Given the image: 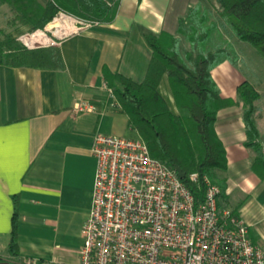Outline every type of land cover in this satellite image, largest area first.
Wrapping results in <instances>:
<instances>
[{"label": "crops", "instance_id": "1", "mask_svg": "<svg viewBox=\"0 0 264 264\" xmlns=\"http://www.w3.org/2000/svg\"><path fill=\"white\" fill-rule=\"evenodd\" d=\"M215 3L219 5L216 0H121L114 21L60 42L65 69L0 64L3 261L17 264L25 256L62 264L80 261L97 171L92 152L95 135L138 138L132 135L129 116L107 86L104 69L142 81L153 55L144 34L166 31L178 35L180 20L191 9L211 12ZM13 17L9 4L0 0V28L9 32L27 29L11 25ZM212 75L222 97L233 100L220 109L215 125L228 158L227 170L215 172L216 178L226 179L221 207L233 210L241 205L239 216L248 225L252 240L264 248V167L254 166L258 152L246 145L243 104L238 99L243 81L256 86L264 143V63L253 62L245 69L229 59L217 65ZM16 200L15 251L11 242Z\"/></svg>", "mask_w": 264, "mask_h": 264}, {"label": "trees", "instance_id": "2", "mask_svg": "<svg viewBox=\"0 0 264 264\" xmlns=\"http://www.w3.org/2000/svg\"><path fill=\"white\" fill-rule=\"evenodd\" d=\"M4 1L14 14L10 24L27 26L29 31L43 28L62 11L87 21L110 23L115 20L121 3V0H48L46 4L38 0ZM208 1L213 3L214 0ZM216 1L219 3L214 9L216 16L222 23L230 24L239 39L254 46L264 58V0ZM208 14V11L200 12L197 7L191 9L180 20L178 35L166 31L144 34L153 55L142 81L104 69L107 86L113 90L122 111L129 116L130 127L145 140L153 157L173 169L182 168L186 173L182 181L194 194L197 203L205 199L207 178L221 186V197H224L226 179L216 178L215 172L227 170L228 158L215 125L220 109L233 103V100L222 97L212 75L217 65L231 60L229 49L217 47L197 53H183L180 49L182 38L193 43L209 38L204 27ZM0 64L65 69L59 46L29 48L14 32L3 28H0ZM259 98V91L250 81L245 80L238 86L248 136L246 145L258 152L254 166L264 167ZM192 173H198L197 180L191 179ZM240 206L232 210L235 215H239ZM17 212L18 200L11 242L15 251ZM0 264L10 263L0 258Z\"/></svg>", "mask_w": 264, "mask_h": 264}, {"label": "built area", "instance_id": "3", "mask_svg": "<svg viewBox=\"0 0 264 264\" xmlns=\"http://www.w3.org/2000/svg\"><path fill=\"white\" fill-rule=\"evenodd\" d=\"M100 24L62 11L18 39L29 48L58 46ZM92 152V207L80 261L70 264H264V248L248 225L221 207L219 184L207 178L205 199L197 203L176 169L153 157L142 137L98 133ZM15 263L62 264L29 256Z\"/></svg>", "mask_w": 264, "mask_h": 264}, {"label": "rangeland", "instance_id": "4", "mask_svg": "<svg viewBox=\"0 0 264 264\" xmlns=\"http://www.w3.org/2000/svg\"><path fill=\"white\" fill-rule=\"evenodd\" d=\"M219 5L217 3L214 4L211 8H213V12H209L208 21L205 24V29L209 32V38L204 42L193 43L190 42L187 38H182L180 49L184 53L186 51H192L194 53L204 51L207 52L209 50L215 49L217 47H227L230 51L231 60H233L236 64H241L243 68H247L248 64L253 62L264 63V58L262 55L248 42L241 41L231 27L230 24L222 23V20L218 15L216 16V9ZM207 12V11H206ZM5 19V17H4ZM2 22H5L6 19ZM221 20V22H220ZM222 23V24H221ZM22 27V26H21ZM24 30L14 29L12 32L17 36L28 32V27H23ZM8 29H11L9 27ZM11 31V30H9ZM245 57L243 61L241 60V56ZM134 137H139V133L136 130L131 131Z\"/></svg>", "mask_w": 264, "mask_h": 264}, {"label": "water", "instance_id": "5", "mask_svg": "<svg viewBox=\"0 0 264 264\" xmlns=\"http://www.w3.org/2000/svg\"><path fill=\"white\" fill-rule=\"evenodd\" d=\"M176 171L178 172V174H179V176H180L181 178H184V177L186 176V173L182 170V168L177 167V168H176Z\"/></svg>", "mask_w": 264, "mask_h": 264}]
</instances>
